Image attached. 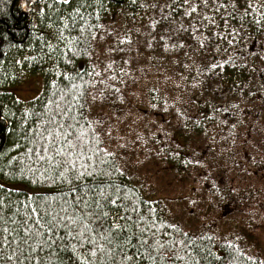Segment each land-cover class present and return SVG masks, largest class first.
Returning <instances> with one entry per match:
<instances>
[{"label": "snow or ice", "instance_id": "obj_1", "mask_svg": "<svg viewBox=\"0 0 264 264\" xmlns=\"http://www.w3.org/2000/svg\"><path fill=\"white\" fill-rule=\"evenodd\" d=\"M33 2L36 5L33 11L38 9L42 13V25L57 42L55 49L53 44H46L50 52L60 51L59 46L63 45L74 55L79 56L82 50L89 55L88 50L96 43V38L104 36L115 39L116 46L110 48L112 53L132 51V30L117 34L115 29L101 23L110 0ZM129 2L144 12L146 20L135 30L138 34L135 42L145 49H160L165 56H180L176 64L190 73L188 79L193 87H210L224 64L237 68L250 66V58L257 68L264 64V2ZM132 18H136L135 14ZM246 19L251 30L261 37L258 50L245 47L252 41L249 28L232 26L234 22ZM224 43L232 49V56L225 58L222 55L228 50L222 47ZM60 54L64 55L62 51ZM212 58H218L220 63ZM125 63L130 66L131 60ZM113 65L118 67L119 62L110 60L102 70L110 76L97 72L93 65L87 80L84 76L89 75L88 72L77 73L67 81L52 79L54 91L40 102V110L25 109L33 127L25 128L21 134L24 144L12 142L13 148L24 147V154L9 157L8 152L12 149L0 152V157L11 166L7 172L9 176H26L31 183L51 185L44 191L52 193L36 195L35 190L20 193L0 183V264H210L209 257L215 255L210 250L213 237L186 232L177 223L161 219L152 201L123 179L127 165L123 154L127 153L128 142L121 144L122 137H113V127L109 126L111 117L98 115L92 118V109L98 99L115 97L123 102V93L117 83L123 84L121 77L128 78L129 74L120 67V75H117ZM132 70L129 67V71ZM260 75L264 78V70ZM187 82L185 80V84ZM252 88L264 91V85L259 82ZM243 90L239 86L235 89L237 92ZM149 92L159 93L160 89L154 86ZM219 107L236 117V113L225 108L223 103ZM237 107L236 104L231 106L232 109ZM179 115L192 120L186 111L181 110ZM199 123L200 120L193 121L194 125ZM231 127L236 128L237 124L233 123ZM9 131L15 133V129ZM112 143H116V148L110 150L108 145ZM261 148L264 149V145ZM173 154L179 156L175 150ZM251 162L264 164V156L260 161ZM183 163L202 164L195 157ZM4 172L5 168L0 167V174ZM230 190L236 191L235 188ZM223 191L216 188L214 195ZM248 259L254 258L249 256ZM259 264H264V260Z\"/></svg>", "mask_w": 264, "mask_h": 264}, {"label": "trees", "instance_id": "obj_2", "mask_svg": "<svg viewBox=\"0 0 264 264\" xmlns=\"http://www.w3.org/2000/svg\"><path fill=\"white\" fill-rule=\"evenodd\" d=\"M34 8L33 0H0V152L12 149L9 157L24 154L26 149L13 148L12 142L24 144L21 134L25 128L33 127L25 109L40 110V102L54 91L52 79L67 81L70 76L88 72L89 75L84 76L87 80L93 65L102 73L110 60L118 61V67L113 65L117 75H120V67L129 74L128 78L121 77L123 84L117 83L123 93V102L115 97L98 99L92 109V118L111 117L109 126L113 127V137H122L121 144L128 142L127 153L123 154L127 160L123 179L152 201L161 219L177 223L186 232L213 237L210 250L215 255L209 257L210 264H259L261 257L253 256L248 246L253 243L260 246L255 231L262 228L258 224H264V220L260 221V217H264V164L251 162L260 161L264 156L261 148L264 145V91H257L252 85L257 82L264 85L260 75L264 64L257 68L251 58L250 66L237 68L224 64L210 87H193L188 79L190 73L176 64L180 56H165L160 49H145L135 42L138 35L135 30L146 20L144 12L129 0H110L101 23L115 29L117 34L132 30L131 52L112 53L110 48L116 46L115 39L104 36L96 38V43L88 50L89 55L83 50L79 56L74 55L71 49L60 45L64 53L61 55L60 51L53 53L46 47L51 43L55 49L57 42L42 25V13L38 9L33 11ZM241 25L249 28L252 41H255L245 47L258 50L261 37L251 30L247 19L232 24L233 27ZM222 47L228 49L222 53L225 58L232 56L227 43ZM192 58L198 61L197 57ZM212 59L220 63L218 58ZM127 60H131L130 66L125 63ZM129 67L133 70L129 71ZM39 75L43 79L40 94L29 102L19 101L13 89L28 76ZM102 75L110 76V73ZM154 86L160 89L159 93L149 92ZM238 86L243 92L235 91ZM165 100L167 104L163 103ZM220 103L234 111L238 120L225 113ZM233 104L238 107L232 109ZM181 110L191 115L192 120L180 116ZM195 120L200 123L194 125ZM233 123L237 124L236 128L231 127ZM10 129H15V133H10ZM108 146L112 150L116 143ZM174 150L179 153L178 157L173 154ZM194 157L202 164L183 163ZM0 167L5 168L4 174H0V183L13 191L52 194L44 191L51 185L31 183L26 176H9L7 172L11 166L3 157H0ZM10 185H20L24 189ZM216 188L224 191L214 195ZM232 188L236 191L232 192ZM189 207L193 209L187 212ZM223 208L228 212L224 214ZM249 256L254 259L249 260Z\"/></svg>", "mask_w": 264, "mask_h": 264}, {"label": "rangeland", "instance_id": "obj_3", "mask_svg": "<svg viewBox=\"0 0 264 264\" xmlns=\"http://www.w3.org/2000/svg\"><path fill=\"white\" fill-rule=\"evenodd\" d=\"M43 87V79L39 76H28L20 86L15 87L13 89L16 98L21 102H29L33 99H35L41 92ZM153 168V167H152ZM167 180H171V178H166ZM11 188L15 189H24L20 185H10ZM190 208L187 210L189 212ZM223 213H227L228 210L225 208L222 209ZM264 215V211H263ZM224 220V219H221ZM264 220V217H260V221ZM224 222V221H222ZM220 222V223H222ZM227 226V225H226ZM259 227H262L261 230H254L257 238L260 240V246H256L255 243L248 246V248L251 251V254L256 257H261L262 260H264V224H258ZM255 240V239H254Z\"/></svg>", "mask_w": 264, "mask_h": 264}]
</instances>
